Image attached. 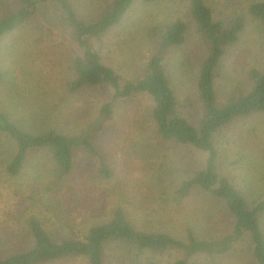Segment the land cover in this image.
<instances>
[{
    "label": "rangeland",
    "instance_id": "obj_1",
    "mask_svg": "<svg viewBox=\"0 0 264 264\" xmlns=\"http://www.w3.org/2000/svg\"><path fill=\"white\" fill-rule=\"evenodd\" d=\"M72 1L82 19H97L110 6L111 0ZM190 1L137 2L104 44L97 40H91L90 44L95 50L102 51L104 62L118 72L125 84L144 73L152 52L146 39L149 27L178 20L187 23L185 43L172 49L164 64L178 100L182 104L192 102L195 108L192 112L198 117L201 109L197 81L207 56V46L189 17ZM206 2L213 9L216 21L222 19L223 11L232 14L227 9V0ZM241 11L246 15V28L239 42L229 48L223 59L219 78L222 94L230 86L227 77L234 78L235 71L243 75L251 67H264V26L250 18L243 7ZM81 54L82 50L75 43V32L60 7L52 2L40 3L32 21L0 41V72L5 76L0 85V111L8 112L16 124L28 132L55 129L66 135H76L85 130L99 109L110 101L114 90L97 87L78 94L69 92L74 75L72 62ZM151 107L152 100L148 96H133L117 102L112 118L95 140L114 171V178L107 182L97 181L94 162L78 150L71 178L82 184L86 194L81 197L82 187L73 185L75 201L63 206H83V201L103 196L104 201L107 198L110 210L121 203L127 210L128 220L142 230L169 232L183 239L186 229L191 227L202 238L222 239L232 232L234 224L224 201L199 188L194 189L182 204L173 201L181 184L205 167L207 154L193 146L162 140L150 116ZM217 147L221 153L220 173L251 202L264 198L262 118L240 120L224 129L217 136ZM13 156L9 140L1 135L0 240L12 231L19 233L26 220L34 216L43 218L48 230L54 237L58 236L56 224L60 217L47 212L40 204V196L44 193H40L42 185L38 175L45 172L42 181L49 183L52 176L47 169L52 163L46 153L35 152L22 175L13 178L6 172V165ZM80 197L83 199L81 205L78 203ZM56 205L53 204V208ZM178 258L180 255L175 254L162 260L168 264ZM194 261L200 264H257L248 238L228 255ZM50 264L83 263L59 261Z\"/></svg>",
    "mask_w": 264,
    "mask_h": 264
},
{
    "label": "trees",
    "instance_id": "obj_2",
    "mask_svg": "<svg viewBox=\"0 0 264 264\" xmlns=\"http://www.w3.org/2000/svg\"><path fill=\"white\" fill-rule=\"evenodd\" d=\"M157 1L111 0L110 6L97 19H82L72 0H0V41L32 21L40 3H55L64 12L67 23L75 32V43L82 50V54L72 62L74 75L69 92L78 94L84 89L97 87L114 90L112 98L99 109L93 122L76 135H66L55 129L28 132L19 127L8 112L0 111V136L9 140L14 151L6 165L7 174L13 178L21 176L31 154L46 153L52 163L47 169L52 179L45 183L42 181L45 172L38 175L42 185L40 193H44L40 196V204L47 212L60 217L56 224V231L60 234L55 237L43 218L38 216L26 220L19 233L12 231L4 235L0 240V264H50L59 261L164 264L162 259L165 256L175 254L180 258L168 264H200L194 260L228 255L246 238L250 239L252 256L257 264H264V198L251 202L228 177L220 173L221 153L217 147V136L237 121L261 117L264 129V67H251L243 75L235 71L234 78L227 77L230 86L225 94H222L223 86L219 84L223 59L229 48L239 42L246 28L242 7L250 18L264 26V1L227 0V9L232 14L223 11L222 19L217 21L206 0L190 1L189 17L207 46V56L197 81L201 109L198 117L192 112L195 109L192 102L182 104L178 100L164 64L167 54L185 43L187 23L178 20L149 27L146 39L152 52L144 73L125 84L118 72L104 62L102 51L95 50L90 44L91 40L104 44L107 36L123 24L137 2L151 4ZM4 77L0 72V85ZM133 96H148L152 100L150 116L162 140L193 146L207 154L205 167L181 184L173 201L182 204L196 188L224 201L234 222L231 233L213 240L202 238L188 227L184 238L180 239L169 232L142 230L128 220L127 210L121 203L110 210L109 202L107 198L104 201L103 196L83 201V206H63L74 202V188L82 187L71 178L78 150L94 162L97 181L107 182L114 178V171L95 140L112 118L117 102ZM81 190L82 197L86 193L83 187ZM81 197L78 198L80 205ZM53 204L57 205L53 208ZM88 213L89 216H84Z\"/></svg>",
    "mask_w": 264,
    "mask_h": 264
}]
</instances>
